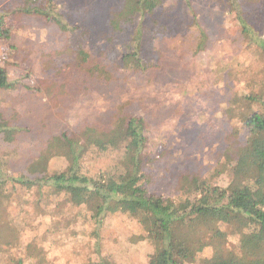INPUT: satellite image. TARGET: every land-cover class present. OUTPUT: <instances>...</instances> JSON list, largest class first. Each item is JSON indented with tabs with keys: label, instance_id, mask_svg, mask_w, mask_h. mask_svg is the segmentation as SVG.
<instances>
[{
	"label": "rangeland",
	"instance_id": "rangeland-1",
	"mask_svg": "<svg viewBox=\"0 0 264 264\" xmlns=\"http://www.w3.org/2000/svg\"><path fill=\"white\" fill-rule=\"evenodd\" d=\"M48 1L70 28L77 26L86 33L84 38L80 35L84 48L94 62L106 66L109 77L92 81L88 89L75 83L74 74L70 79L52 78L51 54L75 48L76 35L61 32L43 17L24 14L29 6L25 0H0V21L11 29L9 44L27 57L21 68L2 65L7 80L15 84L14 90L0 92V125L6 124L0 134L3 174L32 179L26 169L49 136H69L86 126L107 129L118 120L125 123L138 116L146 122L145 152L153 159L149 171L156 193L182 199L196 192L199 181L193 178L226 187L231 172L222 166L232 167L235 157H225V151L233 144L244 145L246 139L237 115L246 118L255 109L243 105L236 110L228 100L235 92L256 91L260 67L257 57L243 48L236 12L231 14L226 0H164L154 15L132 13L118 33L112 31L109 18L122 0ZM237 4L238 15H245L255 35L264 39V0ZM201 37L209 48L194 56ZM135 49L146 70L121 65L120 58ZM4 52L7 45L0 41L2 57ZM67 58L71 62L73 54ZM82 79L80 75L78 80ZM198 80L203 86L189 89ZM115 155L92 152L82 165L90 172L104 170ZM67 165L63 158H54L48 170ZM235 187L231 182L229 191ZM8 196L0 230L17 224L19 231L13 244L0 243V264H15L18 259L72 264L88 258L146 264L153 251L148 241L133 239L144 233L126 214L107 215L96 225L68 202L46 204L33 191L19 188L9 189Z\"/></svg>",
	"mask_w": 264,
	"mask_h": 264
},
{
	"label": "trees",
	"instance_id": "trees-1",
	"mask_svg": "<svg viewBox=\"0 0 264 264\" xmlns=\"http://www.w3.org/2000/svg\"><path fill=\"white\" fill-rule=\"evenodd\" d=\"M25 1L29 6L23 10L24 14L43 17L61 32L77 37L75 48L51 54L48 69L52 78L62 75L70 79L74 74L75 83L80 81L85 89L92 81L107 80L106 66L94 62L84 48L80 38V35L83 38L86 35L83 30L77 26L70 28L64 16L52 11L48 0ZM163 2L122 0L121 8L110 15L109 26L113 32H121L132 13L154 15ZM226 2L231 14L236 12L234 20L238 23L243 48L260 63L256 91L244 95L235 92L228 100L229 106L236 110L243 105L255 109L249 117L237 115L238 129L246 132V139L244 145L235 147L233 144L225 151V157L231 154L235 157L232 167L230 164L222 166L231 172V181L226 187L192 177L199 181L196 192L184 195L182 199H170L156 193L149 171L153 159L145 152L146 122L142 117H128L127 122L118 120L107 129L86 126L69 136H49L26 169L32 179L4 175L0 167V218L8 206L9 189L19 188L33 191L38 201L46 204L55 200L60 201L58 205L68 202L78 209V215L84 212L85 217L96 225H100L107 215L121 213L130 216L144 233L142 238L133 239H144L152 246L146 264H264V39L255 35L245 15H238L237 0ZM41 4L49 9H42ZM10 30L0 21V41L8 50L3 53V64L21 68L27 57L20 56L9 44ZM203 37L194 45V56L209 48ZM135 51L123 55L121 65L136 64L146 70L148 66L139 60ZM70 54H73L71 62L67 60ZM80 75H83L82 80H78ZM200 86H203L202 80L189 89L199 90ZM14 89L15 84L7 80L6 71L0 69V92ZM1 124L0 134L6 130V124ZM109 151L116 155L107 169L84 170L82 164L86 156L92 152L106 154ZM59 157L68 165L62 170H48L49 162ZM227 160L229 163L228 157ZM231 182L236 183V187L229 191ZM18 228L17 224L1 228L0 243L5 247L13 244ZM15 264L37 263L18 259ZM72 264L112 263L104 260L92 262L88 258Z\"/></svg>",
	"mask_w": 264,
	"mask_h": 264
},
{
	"label": "built area",
	"instance_id": "built-area-1",
	"mask_svg": "<svg viewBox=\"0 0 264 264\" xmlns=\"http://www.w3.org/2000/svg\"><path fill=\"white\" fill-rule=\"evenodd\" d=\"M2 65H3V60H2V55L0 54V69H2Z\"/></svg>",
	"mask_w": 264,
	"mask_h": 264
}]
</instances>
